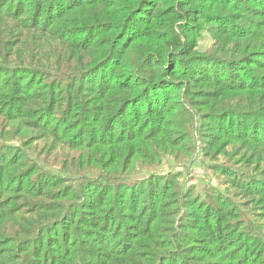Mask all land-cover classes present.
Returning <instances> with one entry per match:
<instances>
[{
	"label": "trees",
	"instance_id": "1",
	"mask_svg": "<svg viewBox=\"0 0 264 264\" xmlns=\"http://www.w3.org/2000/svg\"><path fill=\"white\" fill-rule=\"evenodd\" d=\"M201 1L240 12L209 15L231 26L210 31L215 41L264 34L239 31L264 18V0H0V264H264V139L253 135L264 52L253 43L242 78L231 73L242 59L192 55L183 38L204 21L190 8ZM180 83L197 91L185 98ZM179 105L195 137L211 122L239 143L241 165L261 171L229 163L226 189L183 184L177 199V173L149 162L136 173L149 147L180 144L167 119ZM241 118L255 127L239 128ZM57 149L71 153L57 163ZM234 189L256 200L237 201Z\"/></svg>",
	"mask_w": 264,
	"mask_h": 264
},
{
	"label": "rangeland",
	"instance_id": "2",
	"mask_svg": "<svg viewBox=\"0 0 264 264\" xmlns=\"http://www.w3.org/2000/svg\"><path fill=\"white\" fill-rule=\"evenodd\" d=\"M46 1V0H44ZM190 8H195L194 12L197 10H201L203 12L202 19L204 20L200 26L193 29L192 34H186V36L183 38L184 44H188L187 48H189L190 53L192 55H195L197 57L209 55L225 59L233 58V59H242L241 63L237 64L236 68H233L232 72L233 74H237V76H243L248 67H241L240 64L244 63L245 59L247 58V55H249L252 49L253 43H255V47H258L259 50L264 52V34L261 36H248V38H237L232 36L235 40H232L235 44L230 42L227 38L222 37L221 39H218L215 41L213 34L210 32L212 31L215 34H220V32H223L225 29L231 28L230 25L225 24L223 19H220V21H213V18L209 15H219L218 11L219 9L223 8L225 9L224 12L228 11L229 13H240L236 11L235 9L229 8L227 6L217 8L210 7L206 5L204 1L201 2H192L190 3ZM251 14H248V16ZM253 21L254 23H250V21ZM170 21V20H169ZM177 24V22H175ZM142 25V24H141ZM241 30L240 34H245L249 30L251 32H255L257 30L263 29L264 32V18H251L248 17L247 20L240 22ZM192 30V28H190ZM225 33V32H224ZM102 36V35H100ZM99 36V37H100ZM131 39V38H130ZM134 39V38H133ZM132 39V40H133ZM236 43H238L236 45ZM223 44V45H222ZM238 49V50H236ZM241 50V54L236 55V52H239ZM263 57L260 58L261 63L259 62L257 71H255L256 75L264 76V54H262ZM186 58H180L179 62L185 61ZM213 61V60H211ZM176 79L179 78V76H175ZM242 78V77H241ZM239 78V79H241ZM200 87L199 94L208 90L210 86H195ZM188 86L185 84L180 83V86L176 87V90H178L179 94H183L185 98L188 97L190 93H194L196 88H192L190 91L188 90ZM160 91L167 96V85H164ZM260 92L262 90H259ZM198 94V95H199ZM247 95H250V92H248ZM173 99L177 101H185L180 96H174L172 93L169 94V101H173ZM201 109V108H199ZM206 109H203L205 111ZM180 111H182V105L178 106V110L175 112H169V115L167 116V119L173 121V126L170 128L173 133L178 134H172L170 136V141H180V143L171 153L170 149L167 147V153L163 154H155V151L152 150L151 147L148 148V150L144 152L148 153H139L141 154V159H139L136 162L135 171L136 173H140L142 170V167L145 166L146 163H154V165H157V167L153 168L154 173L157 175L167 176L170 173H177L180 175V177H176L174 179L172 189L170 193H174L175 199H177L183 191H181V187L183 184H185L186 189H192V187L199 186L197 189V193L206 194L207 191L204 192L203 188L206 186L209 187H218L220 185L223 189H226L229 184L228 181H230V177L227 175V173L221 172L224 168L223 166H226L227 164H231L234 167L239 168H245L248 171L256 172L261 171L259 169H251L245 167L246 165H241L240 158L237 156L238 152H235L238 142H234L233 139H231L226 134H223L221 131L218 132L219 134L215 132H211L208 130L209 125H213L211 122H203V119L200 121V128L197 129V133L195 137L194 132L195 130H190V121L188 115H183ZM129 119H136V118H124L122 123H127ZM230 119V118H229ZM236 121H238L239 118H235ZM229 121V120H228ZM242 124L237 125L240 127H248L253 128L255 125L253 124L254 120H248L245 118H241ZM256 124V123H255ZM258 130L255 131L253 135H255L258 138L264 139V122L257 123ZM4 126V122L0 120V128L2 129ZM125 128L130 129L131 126L123 125ZM120 127V125L117 126V128ZM223 127L221 128V130ZM4 133V132H2ZM210 133L211 136H210ZM182 134H185L183 137H181ZM193 135V136H192ZM212 135H214L215 138H212ZM262 135L263 137H259ZM15 134L12 131L11 137H14ZM181 137L182 140L188 138V140H185L181 143V140H179ZM251 137V136H249ZM165 140V139H164ZM168 141V140H167ZM215 141V142H214ZM145 145L150 146L151 144L149 142H145ZM36 145L33 144V147ZM56 149V148H55ZM61 152L62 157H55V162H59V159H63L66 155L69 154V150L67 149H57ZM159 150V149H157ZM156 150V151H157ZM244 150H242L243 152ZM260 152L262 155H264V145L259 146V148L256 150ZM49 152L50 151H43L41 153H44L43 159L45 161L49 158ZM241 152V153H242ZM71 153V152H70ZM75 153V152H72ZM41 155V154H40ZM144 155V156H143ZM216 164H220L217 166ZM262 173H264V170H262ZM137 175V174H136ZM146 173H141L137 175L138 179H144ZM177 183V184H175ZM176 187H175V185ZM153 189V188H151ZM235 193V197L237 201H244V200H256L253 196L245 195L243 192H241L239 189L233 190ZM241 195V196H239ZM145 197V196H144ZM142 201V207L145 205V201ZM167 210V209H166ZM111 232L112 229H109Z\"/></svg>",
	"mask_w": 264,
	"mask_h": 264
}]
</instances>
